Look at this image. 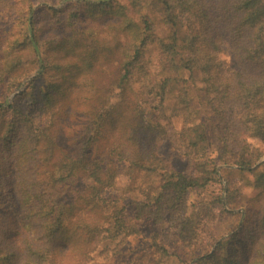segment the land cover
I'll return each mask as SVG.
<instances>
[{"label":"trees","instance_id":"obj_1","mask_svg":"<svg viewBox=\"0 0 264 264\" xmlns=\"http://www.w3.org/2000/svg\"><path fill=\"white\" fill-rule=\"evenodd\" d=\"M79 4L108 7L114 14L109 22L117 39L118 104L110 118L105 105L99 112L91 101L84 118H54L61 84L47 86L39 99L35 81L13 102L0 101V264H93L98 254L117 253L147 219L175 227L196 264H264V170L254 185L262 192L247 208L243 227L216 241L211 255L195 252L205 242L206 228L226 212L223 196L211 204L190 202L192 194L207 193L213 183L222 186L219 166L252 169L263 156L249 140L264 143V0H154L152 12L161 24L188 30L190 57L181 65L177 35L170 42L159 38L143 0H79L69 8ZM33 12L32 6L25 12V36L9 44L11 56L3 59L0 80L15 88L19 79L31 77L28 69L14 75L23 61L38 77H49L51 49L43 51ZM69 40L56 38L52 44H86ZM154 44L159 57L153 63L148 49ZM223 45L231 47L237 72L222 61ZM182 69L200 70L208 93L215 94L212 107L224 144L218 161L209 156L205 125L188 123L191 103ZM82 78L96 79L79 76L78 70L73 87L84 88ZM170 97L185 107L179 113L186 122L181 132L165 131L149 116V101L164 105ZM27 98L29 108L22 106ZM166 142L187 160L185 170L159 155ZM122 176L129 185L119 196ZM225 180L228 205L235 211L241 207L238 191ZM135 193L145 201L130 218L126 201Z\"/></svg>","mask_w":264,"mask_h":264},{"label":"rangeland","instance_id":"obj_2","mask_svg":"<svg viewBox=\"0 0 264 264\" xmlns=\"http://www.w3.org/2000/svg\"><path fill=\"white\" fill-rule=\"evenodd\" d=\"M79 0H0V74L3 76L4 58H9L10 43L15 44L21 42L25 36L26 26L24 25L26 13L32 6L34 17L38 30V37L43 46V51L49 47L47 57L51 58V66L49 68V77H38L34 68L26 61L22 62V68L17 70L14 75L21 73L23 70L30 71V78L19 79L17 84L20 87L15 88L12 82L0 80V101L13 102L14 99L21 95L29 83L35 81L36 95L42 98V91L47 86L50 87L61 84L58 88L57 100L60 104L54 110L52 117L54 118H84L87 111V102L91 101V106L96 111H103L105 105L108 112V118L113 115L118 104L119 86L115 82L118 76L119 58L115 55V45L117 39L114 36L113 28L109 18L113 16V12L106 8H85L78 5L69 8L73 3L78 4ZM154 0H143L148 14L157 25V35L160 39L170 42L172 35L175 33L178 37L176 58L178 64H183L185 59L190 57V53L185 46V37L188 30L185 27H176L161 24L157 15L152 12L151 4ZM77 26L80 28L77 29ZM74 38L75 40H84L86 42L82 47H73V45H65L64 43H53ZM58 41V42H59ZM221 59L229 67L232 72L239 70L233 56L232 49L229 45L221 46ZM20 54H15L14 58ZM148 56L154 63L159 57V49L157 45H151L148 49ZM53 59V63H52ZM88 75L96 78L95 80L82 78L79 82H83L82 87H73L75 81L73 76ZM182 78L186 81L189 99L191 103L190 117L188 123L198 125L204 124L208 137L209 156L218 161L223 150L222 135L218 130L219 118L212 107V100L215 94L208 93L207 84L203 73L196 69L189 71L182 69ZM87 79V80H86ZM24 80V81H23ZM26 80V81H25ZM86 80V81H85ZM92 85H95L91 88ZM15 88V89H14ZM57 88V87H56ZM56 88H54L56 90ZM96 90L97 95L93 96ZM52 91V90H51ZM32 95V88L29 95ZM106 96V99L103 98ZM100 96V97H99ZM86 103V107L83 103ZM29 99H25L22 106L29 108ZM90 106V107H91ZM148 112L153 123L161 125L165 131L181 132L186 125L184 114L179 115L180 111L185 109L184 104L174 97H170L164 105L159 101H149ZM249 145L253 149H258L263 155L262 158L252 169H241L236 166H219L218 171L222 179L220 184H212L207 193L203 195L192 194L190 202H204L211 204L213 198L223 196L225 213L206 228L205 242L201 244L195 254L196 256H206L212 254L218 244L216 241H224L233 234L237 233L244 224V216L247 208L254 205L261 194V190L255 188L258 176L264 170V143L259 139H250ZM159 155L162 158L170 159L175 169L183 171L187 168V160L175 153L169 142L164 143L159 149ZM226 170L231 171L228 172ZM225 179L230 180L236 185L234 190L238 191L237 196L240 205L237 210L233 211L229 208L227 187ZM159 183V177L156 176L155 185ZM129 180L126 176L119 178L118 190L116 195L121 196ZM224 188V191L222 192ZM145 199L139 194L128 196L126 204L128 205V216L134 218L136 216L137 204L144 202ZM233 213V215H231ZM165 248L167 256L161 248ZM191 251L183 248V244L178 230L171 227L168 221L156 223L154 219H147L141 226L140 233L131 237L123 246L118 248V252L110 253V257L106 254H98L93 264H196L188 257ZM113 254V255H111ZM112 256V257H111Z\"/></svg>","mask_w":264,"mask_h":264}]
</instances>
